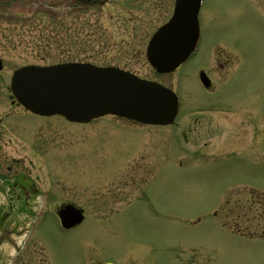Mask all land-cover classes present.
Returning a JSON list of instances; mask_svg holds the SVG:
<instances>
[{
    "label": "rangeland",
    "instance_id": "1",
    "mask_svg": "<svg viewBox=\"0 0 264 264\" xmlns=\"http://www.w3.org/2000/svg\"><path fill=\"white\" fill-rule=\"evenodd\" d=\"M98 2L0 0V114L16 128L4 120L11 141L0 146V177L41 172L42 189L56 188V201L70 197L86 214L64 230L55 211L41 208L36 222L26 219L13 257L25 264H264V121L215 112L213 123L209 109L212 101L237 107L251 97L264 105V0H204L201 44L171 75L156 73L146 47L175 0ZM221 53L231 54L232 67L221 66ZM61 61L116 65L173 84L182 101L178 123L112 115L78 123L1 100L11 98L14 69ZM202 69L213 89L200 83ZM261 138L255 166L246 152Z\"/></svg>",
    "mask_w": 264,
    "mask_h": 264
},
{
    "label": "water",
    "instance_id": "2",
    "mask_svg": "<svg viewBox=\"0 0 264 264\" xmlns=\"http://www.w3.org/2000/svg\"><path fill=\"white\" fill-rule=\"evenodd\" d=\"M199 4L200 0H176L171 18L151 37L147 58L159 73L173 71L194 50L199 37ZM11 87L31 111L61 114L77 122L116 114L143 123L168 124L178 110V98L170 88L121 68L89 62L28 64L14 71ZM59 215L66 228L84 218L73 205L64 207Z\"/></svg>",
    "mask_w": 264,
    "mask_h": 264
},
{
    "label": "flooded vegetation",
    "instance_id": "3",
    "mask_svg": "<svg viewBox=\"0 0 264 264\" xmlns=\"http://www.w3.org/2000/svg\"><path fill=\"white\" fill-rule=\"evenodd\" d=\"M88 2H97L98 0H87ZM204 3L202 4L200 11H199V18L201 23V14H204ZM222 48L220 46H216L215 49ZM224 52V51H222ZM231 52V51H230ZM226 53H221L219 56L224 61V65H221L224 68L232 67L234 65V60L231 58V54H226V57L223 55ZM215 55H218L215 53ZM218 59V57L216 56ZM203 70V69H202ZM202 70H199L201 72ZM208 73L211 84L208 89H213L214 83L212 77L210 75V71L206 70ZM228 74V72H227ZM263 82H260L259 86H263ZM204 87V86H203ZM213 93V92H210ZM252 98V97H251ZM251 98H245L243 101L237 102V107H233L230 104H224L217 101H212V105H210L209 109L212 110L211 120L210 122H214V118L216 117L215 112H226L227 115H235L238 122H243L247 120V115L249 116L250 113L254 116L252 117L254 121L263 120L264 121V105L261 103L260 100L256 102L251 101ZM11 99V100H10ZM1 100H5V105L9 103V100L12 104V107H20L22 108L15 100L14 97L8 96L7 98H1ZM10 116V115H8ZM5 117V118H4ZM245 117V119H243ZM196 120L200 121L202 119L195 117ZM10 123L4 114H0V146L4 145L5 143H10L11 139L8 137L7 132L9 134L10 131L7 129V125L4 124ZM251 122V120H247ZM11 124V123H10ZM13 127L14 125L11 124ZM257 125V124H256ZM215 126H218L217 123ZM258 126V125H257ZM259 127V126H258ZM14 129H16L14 127ZM13 130V129H12ZM264 130V128H262ZM14 131V130H13ZM4 137L9 138L6 141ZM261 139H258L255 146V151L250 150L246 153H250L253 156L251 161L254 163L255 166H258V162L260 159L261 152ZM250 160V159H249ZM16 163L21 164V159H16ZM2 168V161L0 160V172ZM41 175L43 173L38 172L32 174V172L25 171L22 169L21 171H17L11 177L3 178L1 181V188L4 190L5 196L4 199L0 202V264H25L24 258L18 255L13 257L16 254V250L22 247L21 242L18 241V237L26 234L28 232V228L30 224H26V219H30L33 222H36L37 218V211H41V208L50 207L51 211H58L61 206L66 204H78V202L74 201L72 198H61L58 200L57 195L58 190L55 188L54 191L48 189V192L40 187L41 185ZM51 174H47V177L54 180L56 178L50 177ZM2 177H0L1 179ZM83 210L85 208L82 206ZM30 221V222H31ZM35 224V223H34ZM37 226V225H36ZM37 228V227H36ZM40 260V259H39ZM43 261V260H42ZM41 261V262H42ZM38 261V264H41ZM86 264H124V261L118 262L111 259H89L87 258L85 261ZM43 264V262H42Z\"/></svg>",
    "mask_w": 264,
    "mask_h": 264
}]
</instances>
